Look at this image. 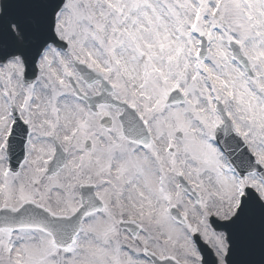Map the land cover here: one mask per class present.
I'll return each instance as SVG.
<instances>
[{
  "label": "snow or ice",
  "instance_id": "snow-or-ice-1",
  "mask_svg": "<svg viewBox=\"0 0 264 264\" xmlns=\"http://www.w3.org/2000/svg\"><path fill=\"white\" fill-rule=\"evenodd\" d=\"M0 264H264V0H0Z\"/></svg>",
  "mask_w": 264,
  "mask_h": 264
}]
</instances>
